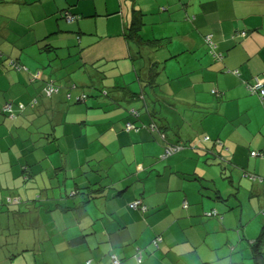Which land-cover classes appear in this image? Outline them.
<instances>
[{
    "label": "crops",
    "instance_id": "1",
    "mask_svg": "<svg viewBox=\"0 0 264 264\" xmlns=\"http://www.w3.org/2000/svg\"><path fill=\"white\" fill-rule=\"evenodd\" d=\"M67 10L81 17L65 21L62 13ZM134 15L143 22L145 39L166 40L162 47L144 51L152 64L156 62L148 72L149 63L136 56L137 44L122 35ZM242 30L247 32L243 36ZM204 35H211L217 50L224 53L223 71L207 52ZM0 51L26 67L15 71L0 60V108L9 100L22 106L37 101L33 107H23L13 122L0 113V173L16 158L27 164L33 155V166L44 161L40 145L32 144L44 139L55 142L66 155L65 175L74 177L81 171L78 165L96 159V149L104 147L99 162L105 169L104 185L114 186L113 196L97 199L85 209L62 211L55 206L48 215L29 216L27 228L36 232L32 243L22 241L21 229H12L11 217L0 206V264H85L87 260L110 264L109 253L120 259L119 264H138L133 257L138 249L139 264H233L252 258L250 242L264 231V219L252 229L248 225L254 217L260 219L255 215L264 208V103L249 94L245 84L254 76L264 78V0H0ZM100 60L106 62L101 67L106 75L103 84L129 82L131 92L148 91L147 75L157 71L152 82L157 84L155 95L146 100L147 108L166 125L167 141H184V149L160 160L159 136L145 129L124 130L125 122L132 120L126 109L144 105L139 97L116 92L112 100L74 104L72 98L66 99L64 86L69 83L78 86L71 92L73 97L85 87L87 74L94 82L100 80V75L94 79L92 71L86 72L87 65ZM83 65L86 74L72 73ZM37 71L41 79L30 81V73ZM47 79L63 86L51 97L42 87ZM213 89L218 95L211 93ZM139 118L150 121L147 116ZM27 122L33 133L24 139ZM12 123L22 127V144L16 147H10L6 137ZM68 128L79 131L63 132ZM65 139L71 148L63 145ZM251 151L257 154L250 156ZM37 171L41 169L33 172ZM242 173L257 174L262 180H250ZM218 175L232 187H218ZM11 179L0 181L1 188ZM70 187L65 180V188ZM240 188L252 190L256 197H240ZM61 193H51L48 202L70 206L72 202L61 201ZM136 198L146 211L128 207ZM230 209L233 225L225 221ZM210 210L218 216L205 215ZM49 216L53 221L60 216L58 225L43 221ZM156 235L162 242L154 249L151 240ZM260 245L264 250V241ZM220 247L223 253L218 255L215 251Z\"/></svg>",
    "mask_w": 264,
    "mask_h": 264
},
{
    "label": "trees",
    "instance_id": "2",
    "mask_svg": "<svg viewBox=\"0 0 264 264\" xmlns=\"http://www.w3.org/2000/svg\"><path fill=\"white\" fill-rule=\"evenodd\" d=\"M202 3L200 6H203ZM138 11V10H137ZM139 12V11H138ZM62 17L67 22H72L75 20H78L81 16L79 14H74L67 11H64L62 13ZM143 25V22L140 20V18L136 17L134 15L133 18H131L128 21V24H126L125 27H123L122 35L125 39L128 41H132L135 44H137V52L136 56L139 58H143L146 60V63L149 65L147 66V72L151 71L149 69L151 65L156 66V62L152 64V62L148 59L149 57H146L144 51L148 52L149 49L152 51L158 49L159 47H162V43L166 40H159V39H145L142 34L141 27ZM245 31H239V35L243 36L245 35ZM204 42L207 47V52L212 57V60L214 62H217L222 65L218 70L224 69L223 64V57L224 53L217 50V44L212 39L211 35H204ZM46 49H49L46 47ZM151 52V51H150ZM135 56V57H136ZM3 59L5 61V66L8 68L19 71V70H25L26 67L22 65L17 59L6 57L1 51H0V60ZM133 59V58H132ZM106 62H103V60L97 61L94 64H90L91 68H95V72L97 75H100L99 81H93L85 83V87L81 88L79 90V93H76L73 97L71 92L76 90L78 88L77 84L75 83H69L68 85L64 86L66 87V99L70 100L72 98L74 104H80L85 103L87 99H90V101H93L95 99L104 98L107 100H112L116 92H127L132 99L141 100L143 101L144 105L139 107H128L126 109V113L129 117H131L132 120H129L125 122L124 124V130L126 132H138L141 129L147 130L151 134H156V136H159V139L162 141V151L159 153L158 158L160 160H163L167 157H170L178 152H180L182 149L186 147V143L184 141H176V142H170L167 141V135L165 133L166 125H162L160 117L156 115L154 111L147 108V101L148 98L154 96L155 92V86L157 84L153 85L154 81V74L157 73V71L154 73V71L147 75L146 78V85L149 87V90L139 91V92H131L127 85H129V82L126 84H122V86L119 84L117 86L115 85H108L107 83L103 84L104 78L106 75H103V69H101L102 65L105 66ZM145 63H143L144 65ZM158 67V65H157ZM144 68V66H142ZM86 72L88 73V70L86 69ZM139 72V69L137 70ZM234 72V71H233ZM88 76H91L90 74H87ZM41 79L40 72H32L30 73V81L36 82ZM93 79V78H92ZM257 79L263 80L261 88L258 90H252L251 86L257 82ZM43 84V91L44 95L47 97H51L53 94H57L60 90L61 85L55 83L52 79L50 80H42ZM155 82V81H154ZM123 83V82H122ZM125 83V82H124ZM144 85V84H143ZM246 90L249 94L255 95L260 100V103H264V93H261V89L264 91V78L261 76H254L250 81L246 82L245 84ZM78 91V90H77ZM73 93V92H72ZM212 94L218 95L216 90H211ZM139 97V99H138ZM157 100V99H156ZM36 99H31L30 103L25 105H20V102H14L13 100L5 101L0 108V113L3 114L4 118L7 120L16 121L17 118H19V115L21 114L22 110L26 107H33L36 103ZM154 101H152V104ZM91 105V104H90ZM24 107V108H23ZM89 108H95V106H89ZM147 114V115H146ZM147 116L150 117V121L147 123L141 122L140 116ZM153 118L158 119V122L153 120ZM134 120V121H133ZM138 122V123H136ZM12 129L11 131L6 132V137L9 138V146L10 147H16L17 144H22L19 140L20 133H22V127L20 125L12 123ZM28 126H31L27 123L23 126V134L25 136L24 139H28L32 132V127L29 128ZM77 129V128H76ZM73 128V130H76ZM1 130V129H0ZM79 131V130H77ZM77 131H73L74 133H78ZM2 132V131H1ZM11 132V133H10ZM65 133H73L71 128L64 129ZM10 133V134H9ZM13 133V134H12ZM45 137V136H44ZM71 136H68L70 138ZM31 138V137H30ZM75 138H72L74 140ZM205 139H208L207 136H205ZM28 141V140H27ZM40 145L39 148H41L43 156L42 158H46L44 161L38 162L37 165L31 162L33 160V155L29 156V161L27 164H20L18 163L17 158L9 162V178H12L10 180V183L7 185L8 190H13L16 194L14 198H7V200L3 199V204L0 203L1 207L4 209V213H8L11 223L14 225L12 229L18 228V229H24L27 228L29 224L26 222L30 218L35 215V213L38 212H49L50 209H53L55 206L59 208V210L65 211L69 207L77 210L85 209L86 206L94 202L97 199H104L109 196H113L112 191L114 190L113 187H109L107 185H104V182L106 181V174L105 169H103L99 162L100 160H103L104 157V147L103 149H96V159L92 158L86 162H83L78 165V167L81 169L80 173L77 177H74V174H67L66 173V165L65 162V154H62L61 151L56 147V143L48 142L43 140H35L32 144ZM62 143L65 147H69V144L67 140H62ZM101 146V145H100ZM99 146V147H100ZM102 148V146H101ZM255 151L250 152V156H254L251 153ZM50 153V154H49ZM21 155H24L20 152ZM49 154V155H48ZM257 154V153H256ZM24 157V156H21ZM25 165H27L25 167ZM48 166H51L49 171H46L45 168ZM33 167V168H32ZM107 167V166H105ZM37 173H34L35 170ZM32 171V172H31ZM128 174V171H127ZM243 177H246L250 180H259L261 181V177L254 173H242ZM66 178V179H65ZM261 179V180H260ZM65 180L71 184L72 187L65 188ZM121 181V180H120ZM118 181V183H122ZM15 183V184H14ZM38 185V187H37ZM44 192V194H42ZM62 192V193H61ZM51 193L54 194H60L61 201H70L72 204L70 206H66L65 203H61L57 201L56 203L48 202V199H50ZM68 204V203H67ZM128 207L137 210L140 212L146 211L147 207L142 203V201L139 198L133 199L132 201L128 202ZM51 206V207H50ZM184 207H186V204H183ZM264 213V208L260 210ZM33 213V214H32ZM7 214V215H8ZM205 215L207 216H218V213L216 210H210L209 212H206ZM262 235L264 234L261 232ZM262 235H260L258 238L253 240V242H250V245L253 248V262L254 264H264L263 256H264V250L260 247V243L262 244ZM78 239V238H77ZM77 240L74 241L76 243ZM80 242V241H78ZM82 242V240H81ZM162 242V237L160 235H156L152 240L151 244L154 247V249L158 248ZM141 249H138L137 252L133 255L135 261L139 264L142 262L141 259ZM109 259L110 264H119L120 259L114 254L109 253ZM89 260L85 262V264H88Z\"/></svg>",
    "mask_w": 264,
    "mask_h": 264
},
{
    "label": "rangeland",
    "instance_id": "3",
    "mask_svg": "<svg viewBox=\"0 0 264 264\" xmlns=\"http://www.w3.org/2000/svg\"><path fill=\"white\" fill-rule=\"evenodd\" d=\"M103 62H104V60H103ZM84 66H86V65H83V66H81V69H79V70H77V69H72V73L73 74H75L76 72H80L81 70L83 71V73L84 74H86L85 73V67ZM103 66V65H102ZM159 68H158V70H161L162 69V67L161 66H158ZM107 69H108V67H106ZM87 70H90V71H92L93 72V74H94V79H96L97 78V73L95 72V68H91V66H90V64L89 65H87ZM91 80H93L92 79V76H89V78H87V81L88 82H90ZM217 166V165H216ZM218 167V166H217ZM9 171H5V172H3V173H0V181H4L5 180V178H8V176H9ZM215 175H217V173H215ZM15 184V183H14ZM213 182H212V186H213ZM216 184H217V186L218 187H221V188H223V189H230L232 186H231V184H229V182H228V180L227 179H225V178H221L220 177V175H218L217 176V180H216ZM9 189V188H8ZM7 188H1V185H0V197H1V195L3 196V198L2 199H6L7 200V198H14L15 196H16V194H13V193H15L13 190H8ZM235 190V189H234ZM233 190V191H234ZM229 191H231V190H229ZM238 193H239V196L240 197H244V196H247V195H249L250 197V199H253L254 197H256V193L255 192H253L252 193V190H250V191H248V192H246V191H244L243 189H239L238 190ZM42 194H44V192H42ZM14 196V197H13ZM1 203V202H0ZM1 205V204H0ZM246 208H247V210L250 212L251 211V209H252V206L251 205H248V206H246ZM232 212H233V209H230V210H228L227 212H226V214H227V218H226V223L228 224V225H233V222H234V219H233V217H232ZM33 214V213H32ZM46 215H48V213H46ZM256 217H259L260 219H257V221H256V218L254 217L252 220H250V222L248 223V225H249V227H251V229L261 220V219H264V213L263 212H259L258 214H256L255 215ZM3 217H1L0 216V221H1V219H2ZM42 219H45L43 216H42ZM58 219H61V217L60 216H57L56 218H55V220L53 221L52 219H51V217L49 216L46 220H43L44 222L45 221H47V223H48V225H58L57 224V221H58ZM255 220V221H254ZM27 224L29 223V221H27L26 222ZM62 224H64V219H62ZM262 226H260V228H259V230H257V232H256V234L255 235H257L258 233H259V231L260 230H262V228H261ZM234 229V228H233ZM232 229V230H233ZM235 230V229H234ZM0 231H3V230H1L0 229ZM264 232V231H263ZM20 234H21V238H22V241H25V242H29V243H32L33 241H34V239H35V237H36V232L33 230V229H31V228H24V229H21V231H20ZM215 235V234H214ZM262 239H263V241H264V234L262 235ZM218 255H221L222 253H223V249H222V247H220V248H218V249H216V251H215ZM235 256H237L238 257V253L235 255ZM238 258H240V256L238 257ZM240 260H241V258H240ZM240 260H238V261H240ZM233 264H254V262H253V259L251 258V256L249 255V258H247V259H245L244 261H242V262H240V263H237V262H234Z\"/></svg>",
    "mask_w": 264,
    "mask_h": 264
},
{
    "label": "built area",
    "instance_id": "4",
    "mask_svg": "<svg viewBox=\"0 0 264 264\" xmlns=\"http://www.w3.org/2000/svg\"><path fill=\"white\" fill-rule=\"evenodd\" d=\"M262 83H263V80L257 79V82H255V83L251 86L252 90L255 91V90H258L259 88H261ZM261 93H262V94L264 93V91H263L262 89H261ZM251 154H252V155H255L256 153L252 152Z\"/></svg>",
    "mask_w": 264,
    "mask_h": 264
}]
</instances>
